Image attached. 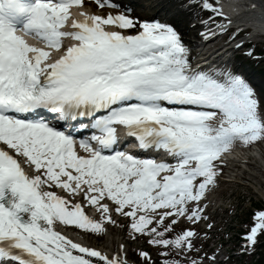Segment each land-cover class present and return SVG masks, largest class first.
I'll return each instance as SVG.
<instances>
[{
    "label": "snow or ice",
    "instance_id": "snow-or-ice-1",
    "mask_svg": "<svg viewBox=\"0 0 264 264\" xmlns=\"http://www.w3.org/2000/svg\"><path fill=\"white\" fill-rule=\"evenodd\" d=\"M237 22L220 0H0V264H221L210 196L237 146L264 144ZM114 215L115 250L73 237L103 239ZM261 238L264 210L239 254ZM141 239L155 257L130 260Z\"/></svg>",
    "mask_w": 264,
    "mask_h": 264
},
{
    "label": "rangeland",
    "instance_id": "rangeland-1",
    "mask_svg": "<svg viewBox=\"0 0 264 264\" xmlns=\"http://www.w3.org/2000/svg\"><path fill=\"white\" fill-rule=\"evenodd\" d=\"M258 40L260 43H255L251 46V48H249L253 50L250 57L244 53L245 58L243 63L247 71L253 73L254 77L264 80V38H258ZM259 86L260 88H264V86L261 84ZM238 182L240 183L234 185L230 183L221 185L219 188L220 190L216 192L217 201H223L227 205H229L231 202L234 209L233 212L228 214L226 219H221V223H223L221 229H228V232H231V238L230 236L229 238L226 236H221L219 240L216 238V244H211L210 241L205 243L207 240H204V248L208 249L209 255H211L210 250L214 248L213 245H215V248L222 246L224 253L227 255H222L220 259L224 260L225 264H258L259 260L262 259L263 254H261L262 257L260 259H258V257L252 259L249 253L248 255H240L238 246L241 243L240 235L252 223V217L254 213L259 210H264V208L261 207L264 205V196H256L254 190L248 184H246L247 181L238 179ZM120 229L121 228H119V230H114L116 234L113 236L116 237V239H119V236L122 233V230L120 231ZM124 232H126V235L128 234L126 229H124ZM227 238L232 240L229 243H226L225 240ZM202 239H204L203 235ZM124 241H128V237H126ZM102 244H105V242ZM145 244L146 243L143 239L138 241L136 244H130L132 253L136 252L138 248H143ZM148 247L153 253V256H155V250L149 245Z\"/></svg>",
    "mask_w": 264,
    "mask_h": 264
},
{
    "label": "bare ground",
    "instance_id": "bare-ground-1",
    "mask_svg": "<svg viewBox=\"0 0 264 264\" xmlns=\"http://www.w3.org/2000/svg\"><path fill=\"white\" fill-rule=\"evenodd\" d=\"M131 2H141V0H131ZM220 2L223 4L224 10L234 19H237L236 25H250L251 28L255 29V33L264 30V9L259 7L252 9L248 7L250 0H220ZM257 79L264 86V80L261 78ZM238 148L241 147L237 146L235 149L237 151L228 156L229 163L227 168L230 169L229 175L231 178L225 179L223 182H236L238 181L237 178H239V180L247 181L246 184L254 190L256 196H264V144H258L249 151L245 148H241L240 150ZM72 235L74 238L83 240L87 244H92L84 236L82 237L76 233H72ZM103 248L108 250L110 247L104 246Z\"/></svg>",
    "mask_w": 264,
    "mask_h": 264
},
{
    "label": "trees",
    "instance_id": "trees-1",
    "mask_svg": "<svg viewBox=\"0 0 264 264\" xmlns=\"http://www.w3.org/2000/svg\"><path fill=\"white\" fill-rule=\"evenodd\" d=\"M259 264H264V261H260V263Z\"/></svg>",
    "mask_w": 264,
    "mask_h": 264
}]
</instances>
